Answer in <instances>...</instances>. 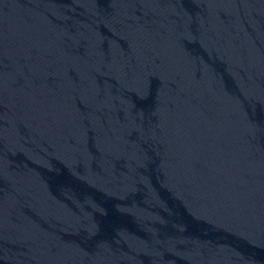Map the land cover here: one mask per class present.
<instances>
[{"label": "water", "instance_id": "obj_1", "mask_svg": "<svg viewBox=\"0 0 264 264\" xmlns=\"http://www.w3.org/2000/svg\"><path fill=\"white\" fill-rule=\"evenodd\" d=\"M0 264H264V0H0Z\"/></svg>", "mask_w": 264, "mask_h": 264}]
</instances>
